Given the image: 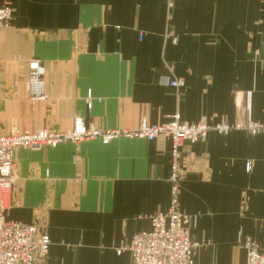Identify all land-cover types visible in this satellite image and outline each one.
<instances>
[{
    "label": "crops",
    "instance_id": "0c3cea01",
    "mask_svg": "<svg viewBox=\"0 0 264 264\" xmlns=\"http://www.w3.org/2000/svg\"><path fill=\"white\" fill-rule=\"evenodd\" d=\"M4 5L12 18L0 26L2 135L68 132L76 118L102 130L163 124L174 114L185 124L264 123V0H173L170 13L166 0ZM31 60L44 69L46 98L35 103L26 91ZM170 147L159 136L17 151L6 217L49 237L35 264H131L116 249L167 210ZM180 158L179 208L198 215L189 228L193 264H244L239 238L263 251L264 134L209 131L185 142Z\"/></svg>",
    "mask_w": 264,
    "mask_h": 264
},
{
    "label": "built area",
    "instance_id": "2783aa9c",
    "mask_svg": "<svg viewBox=\"0 0 264 264\" xmlns=\"http://www.w3.org/2000/svg\"><path fill=\"white\" fill-rule=\"evenodd\" d=\"M166 2L170 13L173 0ZM168 17L170 18V14ZM11 18V8L7 5L1 6L0 26H7ZM166 36L175 44L176 39L171 33ZM27 67L26 91L29 100L32 103L45 100L43 66L39 61L31 60ZM161 84L170 87L182 86V82L168 78H163ZM209 131L219 135L240 131L257 136L264 134V123L236 120L214 125L204 122L185 124L181 122L179 114H174L163 124L151 125L142 120L135 130H102L86 127L81 118H76L68 132L45 129L34 133H21L13 129L7 135L0 134V264H35L46 258L50 246L49 237L37 225L23 224L6 217L12 203L16 180L14 154L17 151L41 150L89 140H98L103 145L122 138L153 141L159 136L168 137L171 141L170 174L167 179L170 193L168 208L165 212L150 216V229L135 234L127 246L116 249V254L127 251L131 264H193L192 258L197 244L191 242L189 228L195 225L198 215L186 214L179 208L178 192L183 180L180 149L185 142L203 140ZM238 245L246 252L244 264H264V250H260L252 240L239 238Z\"/></svg>",
    "mask_w": 264,
    "mask_h": 264
},
{
    "label": "rangeland",
    "instance_id": "374dc122",
    "mask_svg": "<svg viewBox=\"0 0 264 264\" xmlns=\"http://www.w3.org/2000/svg\"><path fill=\"white\" fill-rule=\"evenodd\" d=\"M43 130H45V129H43ZM46 130H48V129H46ZM40 131V130H39ZM54 131V130H53ZM37 132V131H36ZM34 133V132H33ZM14 171H15V164H14Z\"/></svg>",
    "mask_w": 264,
    "mask_h": 264
}]
</instances>
